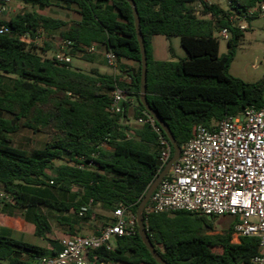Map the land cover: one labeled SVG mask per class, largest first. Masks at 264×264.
<instances>
[{"label":"trees","instance_id":"trees-1","mask_svg":"<svg viewBox=\"0 0 264 264\" xmlns=\"http://www.w3.org/2000/svg\"><path fill=\"white\" fill-rule=\"evenodd\" d=\"M21 1L32 7L75 6L81 20L69 23L34 11L17 14L9 22L0 20V26L10 30L0 34V190L14 200L0 201V218L21 216L51 245L17 239L12 229L0 225V264H39L42 257L59 253L60 242L48 238L52 218L61 232L78 236L81 222H112L96 212L98 207L113 214L124 206L136 215L159 174L160 135L169 140L162 129L159 135L148 124L128 125L132 108L135 120L147 112L140 101L142 54L129 2ZM134 1L148 58V103L181 147L200 125L211 128L249 106L264 108V81L247 83L230 74L248 31L237 29L231 16L263 0H229L226 8L205 0ZM40 27L50 37L71 41L73 59L95 62L96 55L79 58L77 53L96 44L117 56L120 69L122 60L135 62L136 71L128 74L130 84L122 75L97 68L86 72L46 57L52 48L49 42L38 49L21 41L20 36L34 35ZM223 29L230 33L226 54H221L220 40L214 36ZM159 35L179 37L187 58L156 60L153 39ZM117 87L131 99L123 103L122 113L112 114L107 109ZM21 128L47 134L45 147L31 151L13 145L10 136ZM215 218L183 211L144 220L168 264H248L262 254L260 239L244 237L233 243L234 223L218 233ZM90 256L105 264H158L138 232L116 239L113 250L102 247Z\"/></svg>","mask_w":264,"mask_h":264},{"label":"built area","instance_id":"built-area-1","mask_svg":"<svg viewBox=\"0 0 264 264\" xmlns=\"http://www.w3.org/2000/svg\"><path fill=\"white\" fill-rule=\"evenodd\" d=\"M12 1L0 0V18L6 17L2 21L9 22L13 18ZM205 1L212 4L211 0ZM257 18H264V0L242 14L234 13L231 22L237 29L246 31ZM9 31L6 25L0 26V34ZM214 36L220 41H228L230 33L223 29ZM55 38L57 35L50 37L42 27L34 35L20 36L23 43L38 49ZM72 45L71 41L60 39L55 44L53 55L49 57L47 54L46 57L71 64L74 58L69 53ZM98 54L104 57L115 77L121 75L117 56L113 52L102 51L96 44L77 53V56L83 58ZM130 99L124 89L117 87L112 92L108 112L122 113L123 103ZM137 123L148 124L156 133H161L162 128L149 112L139 117ZM160 145L158 173L170 160L173 148L161 135ZM0 201L14 203L13 197L4 190H0ZM85 211L87 208L83 209ZM183 211L234 217L232 242L239 243L244 237L260 239L262 254L248 264H264V108L249 106L241 114L226 117L211 128L200 125L195 129L193 138L181 147L180 158L153 193L144 218ZM137 232L136 215L120 206L113 212L112 222L100 223L91 236L64 237L60 240L61 251L54 256L42 257L39 264H105L99 263L95 256L91 259V252L102 247L113 250L114 240L134 236Z\"/></svg>","mask_w":264,"mask_h":264},{"label":"rangeland","instance_id":"rangeland-1","mask_svg":"<svg viewBox=\"0 0 264 264\" xmlns=\"http://www.w3.org/2000/svg\"><path fill=\"white\" fill-rule=\"evenodd\" d=\"M211 2L214 4H219L223 8H226V4H228L227 0H211ZM31 7L32 6H27L28 9H20L19 14L31 11L37 13L39 12L37 8ZM55 7L61 8L60 5H56ZM249 27V30L245 32V37L237 49L236 57L230 68V74L247 83H256L259 81H264V18H257L253 20L250 23ZM59 41L60 38L57 37L53 39V42H50L52 44V48L48 52L49 57H51L56 51L55 44ZM155 43L157 50L159 51V59H161V61H178L180 59H184V57L186 56V52L181 45V40L179 37L168 38L164 36H158L155 39ZM170 49H172V52H170ZM220 52L221 54L227 53V41L223 39L220 41ZM96 56V61L91 62L94 65H91L89 64V62L80 59H73V65L75 67H82L81 69L86 72L97 68L99 70L102 69L105 74H110L112 72V69L107 65L104 57L101 54H98ZM123 61L124 60H122V62ZM133 103L136 104V101L134 100ZM128 125L132 128H137L140 126V124L137 123V120H135L133 117V108L130 111ZM10 138L13 145H15L16 147L31 151L42 149L43 147H45L48 139L47 134L45 133L34 134L33 132L25 128H21L17 134L10 136ZM56 165H59V163L56 162ZM100 213L102 215L105 214V216H111V212H105L102 210ZM17 218L24 220L21 216H18ZM234 221V217L227 215L216 217L213 220V224L215 230L218 233H222L226 232L234 223ZM51 224L53 230L52 233L49 234V236H53V240L60 242V239H56V236L61 232V230L58 229V226L53 218L51 220ZM26 241L35 244H39L41 242L36 237L27 239ZM115 243L116 240L113 241V245H115Z\"/></svg>","mask_w":264,"mask_h":264},{"label":"crops","instance_id":"crops-1","mask_svg":"<svg viewBox=\"0 0 264 264\" xmlns=\"http://www.w3.org/2000/svg\"><path fill=\"white\" fill-rule=\"evenodd\" d=\"M55 6H56V3L54 6H51L48 8H43V7H39V6H35V7H31V8H37L39 11L38 14H41V15H44L47 17H51L54 19H60V20H63V21L69 22V23L80 22L81 16L76 11L75 6H72L71 8H68V9L65 8L62 4L60 5L61 8H56ZM11 8L13 10L12 17H15L17 15V13L20 11V9H28L27 6L21 0H13L12 4H11ZM5 18L6 17H2L0 19L4 20ZM156 37H158V36H155L153 39L154 57L156 60L161 61V59H159V51L157 50L156 43H155ZM170 52H172V49H170ZM186 58H187V53H186V56L184 57V59H186ZM89 64L94 65L91 62H89ZM121 64L124 65V69H121V75L124 76L122 81L130 84L131 77L128 74H129V72L134 73L138 66L135 62L129 61V60H124ZM78 67L82 68L80 66H78ZM100 72L104 73L102 69L100 70ZM110 74H112V72ZM101 211H102V209L100 207L96 208L97 213H100ZM109 217L112 218L113 214L111 213V216H109ZM100 223H104V221L92 219L90 221L81 222L79 227H78V229H79L78 234L81 236H91L95 233V230ZM0 225L12 229L13 230V236L17 239H22V240L26 241L27 239H32L33 237H36L41 242L39 244H35V243H32V244L39 245V246L46 247V248L51 247V245L48 241L43 240V239H41L35 235V226L31 223L26 222L25 220L18 219V218L10 219L8 217H4L3 215H1ZM68 235H70V234L60 232L57 234L56 239L61 240ZM48 238L54 239L53 236L50 237L49 235H48ZM26 242H28V241H26Z\"/></svg>","mask_w":264,"mask_h":264},{"label":"water","instance_id":"water-1","mask_svg":"<svg viewBox=\"0 0 264 264\" xmlns=\"http://www.w3.org/2000/svg\"><path fill=\"white\" fill-rule=\"evenodd\" d=\"M129 2V4L132 6L133 12H134V18H135V26H136V32L138 41L140 44L141 54H142V66H141V89H140V101L145 107L146 111L149 112L154 119L157 121V123L160 125L164 133L167 135L169 142L171 143L173 147V155L164 167V169L156 176L155 180L147 190L144 198L139 204V207L136 212L137 217V223H138V233L147 246L148 250L150 251L151 255L155 259V261L158 264H168L159 254V251L155 247L154 243L152 242L149 234L148 229L145 224L144 220V211L153 195L157 187L159 186L160 182L163 180V178L169 173L172 166L178 161L181 155V146L178 144L177 140L175 139L171 129L169 126L153 111L151 106L148 103L147 98V75H148V58L146 53V48L143 40V35L141 31V24H140V18L139 13L137 10V6L134 0H126ZM18 120H15L13 122V126L17 124Z\"/></svg>","mask_w":264,"mask_h":264}]
</instances>
